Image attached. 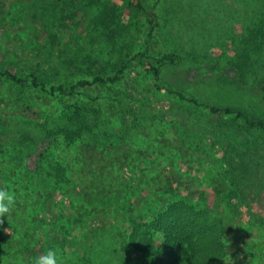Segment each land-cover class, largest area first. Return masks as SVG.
<instances>
[{"label": "rangeland", "instance_id": "1", "mask_svg": "<svg viewBox=\"0 0 264 264\" xmlns=\"http://www.w3.org/2000/svg\"><path fill=\"white\" fill-rule=\"evenodd\" d=\"M21 1H12V7L2 14L5 19L7 12H11L9 19L17 23L14 27L8 26L12 31L9 36L0 28V70L13 68L26 75L33 67L37 72L41 69L34 57L51 56L55 66L49 79L57 84L62 72L57 66L59 52L63 60L68 59L67 56L93 59L101 56L99 62L106 66L108 75L114 66L147 49L154 56L176 53L179 59L176 65H156L160 71L158 77L147 71L146 65L136 62L127 66L123 86L132 96V106L138 113L133 118L125 117L124 110L117 112L113 102L100 93L47 99L29 88L0 84V188L15 195L11 217H5L6 224L0 226V264H7L13 252L23 250L29 252V259L33 261L49 248L57 250L61 264H80L91 247L102 250L105 235L121 247L120 264H129L136 258L123 246L131 223L149 215L150 206L164 209L168 202L184 194L191 196L197 206L207 198L212 217L225 220L229 251L225 264H264V135L258 131L248 132L241 121L211 116L204 107H191L168 91H181L204 106L245 108L250 115L264 119V93L253 89L258 87L255 74H248L246 91L235 85L231 78L233 72H228L231 62L238 61L242 67L248 59L240 55L235 58L230 51L235 49L229 41L236 31L240 33L246 20L248 26L244 27L250 28L257 7L264 13V0H146L145 5L157 3L159 16L160 25L151 39L147 23L137 18L131 7H128L131 11L124 10L126 24L118 27L109 21V29L100 24L84 30L85 22L79 23L78 16L65 11V22L75 33L61 30L45 42V55L41 54L39 36L36 39L26 36L25 31L28 32L37 19L34 21L28 11L22 14L21 9L27 7L24 4L30 0ZM52 1L48 0L46 6ZM100 3L101 0H95L88 6L96 16L102 14ZM95 29L98 30L93 31ZM82 34H89V38L80 37ZM9 47L18 58L13 53L7 54ZM250 54L254 60L259 57L256 53ZM261 57L264 60V52ZM96 68L97 71L99 68ZM208 78L215 81L205 83ZM220 79L225 82H217ZM71 105L100 110L101 122L94 131L103 132V136L96 139L106 150L117 140L133 137L128 142L139 152L135 159L136 167H141L137 177L127 163L121 169L114 165L108 167L104 177L109 180L110 189L91 193L88 187L76 184L80 182L83 168L75 164L85 150L92 148L88 146L92 145L93 137L87 133L69 145L64 137L49 134L68 125L61 112ZM145 111H149L147 116ZM184 138L189 144H185ZM254 145L259 148L263 161L255 158V165L260 166L253 168V180L248 177L243 181L241 192L234 187L237 179L227 172L230 167L238 168L243 152ZM56 167L64 171V178L58 176ZM156 175H163L169 183L173 181V185L163 191L158 187L153 194L157 199L151 201L147 199L150 183L141 177ZM59 177L63 183L58 181ZM120 178H125L122 194L115 184ZM234 190L241 197L246 196L248 207L247 210L243 207L242 211L251 215L246 218L255 219V228L244 225L246 218H239L241 211L234 213L233 203L237 201ZM217 197L221 201H217ZM95 254L91 252L89 258H94ZM27 260L23 259L24 263ZM82 264L89 263L83 261Z\"/></svg>", "mask_w": 264, "mask_h": 264}, {"label": "trees", "instance_id": "2", "mask_svg": "<svg viewBox=\"0 0 264 264\" xmlns=\"http://www.w3.org/2000/svg\"><path fill=\"white\" fill-rule=\"evenodd\" d=\"M12 1L14 0H0V21L4 23L0 25V28L7 36L12 32L9 27H14L17 23L15 19H9L11 12H7L6 16L8 18L4 19L2 15L12 7ZM24 1H21V3ZM94 1L53 0L52 4L46 6L48 0H30L24 4L27 7L22 8L21 11L23 15L26 14L24 11H28V14L33 15V20L36 21L37 19V22L34 26H29L28 32L25 31L26 36L36 39L38 35L37 41L42 45L41 54L45 55L47 53V48L44 46L45 42L56 37L61 30L67 29L71 34L75 33L74 28L66 23L65 11L78 16L80 19L79 23L85 22L86 28L84 30H87V27H94L100 24L109 29L110 27L107 24L109 21L118 27L125 25L127 16L124 10L125 12L127 10L131 11L128 7H131L136 12L137 18L143 19L147 23V27L150 29V33L148 34L149 39L153 37L156 28L160 25L157 3L149 6L145 5L146 0H124L125 2L123 0H101L102 14L101 16H96L92 9H88V6H92ZM262 6L264 7V4ZM246 21L242 23L243 26L239 30L240 33L238 34V31H236L229 43L235 49H230V51L234 52L233 56L235 58L236 55H240L243 58L247 56L248 59L243 62L242 67L238 64V61L231 62L228 72H233L231 78L234 79L235 85L242 86L246 91L248 89V82L246 80L248 74H255L256 77L254 79L258 87L253 89L264 93V60L261 57L264 52V13H262L261 7L256 8L254 20L250 28L244 27L248 26V20ZM25 24L27 25V23ZM80 37L89 38V34L87 36L86 34H82ZM217 45L220 44L217 43ZM9 51L7 54L13 53L15 57L17 56L16 58L19 57L10 47ZM250 53H256L259 56L258 59H252L253 56ZM60 54V52L57 54V63H59L57 66L62 71L59 83L53 84L49 79V74L53 73L52 66H55L54 62L50 60L51 56H39L38 54L34 58L39 62L41 70L37 72L35 70L34 72L33 67L29 66V71L32 72L26 75L13 68L0 70V84L17 86L18 88H29L32 92L38 93L47 99L59 97L62 100L64 98L78 97L82 94L100 93L106 100L113 102L114 109L117 112H123L124 110L125 117L130 118L131 116L133 118L137 117L138 113L132 106V96L127 94L128 91L123 86L127 66H133L136 62L140 66L146 65V70L154 72L158 77L160 71L156 65L162 63L176 65L179 59L176 53H164L160 56H154V53L150 49H147L146 52L139 53L133 59L122 62L119 66H114L115 68L112 73L108 75L106 74V66L99 62V57L101 56H97L96 59H93L91 56H67L68 59L63 60V56H60ZM96 67L99 68L97 71L95 70ZM226 78L229 77L227 76ZM208 79L205 83L215 81L210 78ZM217 82L225 81L220 79ZM168 91L170 94L178 97L180 101L191 104V107H204L211 116H223L231 118L234 121H241L243 127L248 132L258 131L264 135V119L250 115L245 108L224 105L220 107L214 104L204 106L197 99L188 98L181 91L176 89ZM98 105L100 106L99 103ZM29 107V105L26 106L28 109ZM141 110H144V108ZM148 113L149 111H145L146 116ZM100 114V110L97 107L67 106L61 112V117L67 120L68 125L49 133L51 136H56L55 138L64 137L69 145H73V143L82 139L87 133L90 137H93L90 143L92 145L88 146L92 148L89 149L90 151L85 150L84 155L81 154L76 162L77 164H75L83 168V172L81 173L83 178L80 175V182L76 184L79 183L80 186L88 187L91 193L102 191L101 189L104 188L110 189V187H107L109 186L107 185L109 180L104 177L108 174V167L110 165L121 169L127 163H130L134 172H136L135 177L138 175L137 170L141 168L136 167L137 164H135V159H137L139 152L134 151L135 148L128 142L133 137L128 140H117L114 145L109 147L110 152L103 145L101 146L100 141L96 138L103 136V132L94 131L99 121L101 122L99 120ZM184 142L185 144H189L185 138ZM246 151L248 152L245 153L250 155L246 156L243 152L240 157L239 167H230V171L227 172V174L229 173V175L231 174L233 178L237 179L234 182L236 185L234 187L241 192H243L244 188L243 181L248 177H251L253 180V168L260 166L259 164L255 165V158L263 161V156H259V148L256 145L252 148H247ZM56 169L57 171L59 170L57 167ZM236 171L238 173H235ZM62 174H64V171H58V176L61 175L60 177L64 178ZM60 177L58 181L62 182L63 180ZM124 179L120 178L118 183L115 181V184L118 186L117 190L121 194ZM135 179L137 180V178ZM141 179L150 183L148 185L150 189L147 190V196H149L147 199L151 201L157 199L156 195L153 194L156 193L155 190L158 187L161 188L160 191H163L173 185V181L169 183V179L163 175H156L151 178L142 176ZM182 193H184V190H182ZM233 194L237 197V199L235 196L233 197V201L237 200L233 203L236 209L234 213L237 214L241 211V215L239 216L241 220L251 217V215H246V212L242 211L243 207L246 210L248 207L246 196L241 197L242 195L235 190ZM201 198L203 199V196ZM217 201H221V199L217 197ZM149 202L148 204H150ZM208 202V199L205 198L203 199V203L197 206L193 203L191 196L189 197L187 194H184L182 197L168 202L164 209L158 207V210H156L150 206L149 215L147 214L140 222H132L128 236L124 238L126 242L123 247L129 250V253L136 258V261H132L129 264H225L229 256L226 243L227 226L224 224V219L212 217ZM235 219L237 220V218ZM4 224L6 223L4 222ZM244 225H250L255 228V219L246 218ZM104 237L106 242L103 244L102 250L96 251L94 249L95 246L91 247L89 252L85 254V258L80 261V264L83 261L89 264L121 263V247L116 246L106 235ZM93 251L96 252L95 259L89 258ZM109 251L112 254L107 255L106 253ZM28 253L26 250L17 253L13 252L7 264H32L33 261L29 259L30 254ZM23 259H28L27 263H24ZM62 261L65 260L63 259Z\"/></svg>", "mask_w": 264, "mask_h": 264}, {"label": "clouds", "instance_id": "3", "mask_svg": "<svg viewBox=\"0 0 264 264\" xmlns=\"http://www.w3.org/2000/svg\"><path fill=\"white\" fill-rule=\"evenodd\" d=\"M15 207V195L6 188H0V226L4 224V218L9 219ZM9 232V229H4ZM32 264H61L58 252L55 248H49L41 255L34 258Z\"/></svg>", "mask_w": 264, "mask_h": 264}]
</instances>
